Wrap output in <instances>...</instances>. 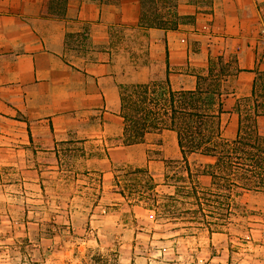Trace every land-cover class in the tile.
Here are the masks:
<instances>
[{
    "label": "crops",
    "instance_id": "obj_1",
    "mask_svg": "<svg viewBox=\"0 0 264 264\" xmlns=\"http://www.w3.org/2000/svg\"><path fill=\"white\" fill-rule=\"evenodd\" d=\"M177 11L186 20L172 30L141 25L140 0H0V165L30 169L80 146L94 170L141 159L162 171L183 158L176 132L128 144L121 115V87L153 79L173 90L219 82L221 131L234 139L264 51V0H178Z\"/></svg>",
    "mask_w": 264,
    "mask_h": 264
},
{
    "label": "rangeland",
    "instance_id": "obj_2",
    "mask_svg": "<svg viewBox=\"0 0 264 264\" xmlns=\"http://www.w3.org/2000/svg\"><path fill=\"white\" fill-rule=\"evenodd\" d=\"M86 153L77 146L40 154L30 169L0 165V264H264V192L235 189L228 218L208 226L192 218L181 159L160 172L141 159L101 171Z\"/></svg>",
    "mask_w": 264,
    "mask_h": 264
},
{
    "label": "trees",
    "instance_id": "obj_3",
    "mask_svg": "<svg viewBox=\"0 0 264 264\" xmlns=\"http://www.w3.org/2000/svg\"><path fill=\"white\" fill-rule=\"evenodd\" d=\"M140 1V22L145 27L177 30L186 20L178 14V0ZM49 4L53 5V0ZM225 73L224 67L211 70V76L217 79ZM263 75L257 72L253 95L235 106L238 132L234 139L221 131L220 115L226 110L219 82L197 90H173L168 78L121 87L125 142H142L152 131L176 132L186 171L178 176L184 183L180 187L195 199V208L190 211L201 224L217 225L221 224L218 219L228 218L233 208L230 195L235 189L264 192V131L258 122L264 116ZM194 153L212 160L194 169L189 160ZM200 183L206 187L200 188Z\"/></svg>",
    "mask_w": 264,
    "mask_h": 264
}]
</instances>
